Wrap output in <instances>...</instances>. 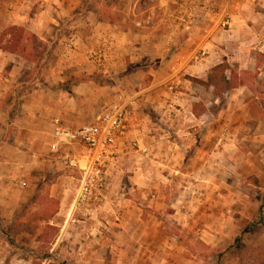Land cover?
<instances>
[{
	"label": "rangeland",
	"instance_id": "1",
	"mask_svg": "<svg viewBox=\"0 0 264 264\" xmlns=\"http://www.w3.org/2000/svg\"><path fill=\"white\" fill-rule=\"evenodd\" d=\"M24 2L52 18L0 21V264H264V0ZM128 98L144 141L75 208L52 120Z\"/></svg>",
	"mask_w": 264,
	"mask_h": 264
},
{
	"label": "built area",
	"instance_id": "2",
	"mask_svg": "<svg viewBox=\"0 0 264 264\" xmlns=\"http://www.w3.org/2000/svg\"><path fill=\"white\" fill-rule=\"evenodd\" d=\"M180 20L187 22L185 16ZM219 23L222 28L231 26L228 18H222ZM205 54V50L201 49L191 59L197 62ZM135 105V98L120 99L104 108L93 122L75 127L66 125L60 118L52 120L49 151L59 154L69 170L77 171L82 176L75 208L89 204L93 191L102 186L109 168L118 162ZM74 150H78V153L72 154Z\"/></svg>",
	"mask_w": 264,
	"mask_h": 264
},
{
	"label": "crops",
	"instance_id": "3",
	"mask_svg": "<svg viewBox=\"0 0 264 264\" xmlns=\"http://www.w3.org/2000/svg\"><path fill=\"white\" fill-rule=\"evenodd\" d=\"M3 1L10 2L11 0H0V21L4 20L9 25H15V26L22 27L24 29L27 28L29 30H32V28H30V24L28 23L29 21H32V19H30L29 15H27L28 13H26V10L24 8V7L29 8V5L25 4V2H24L25 0H22L23 3H21V5H18V4L15 5L13 2H10L11 4L10 5H6L5 7H3V5H2ZM26 1H28V0H26ZM45 1H47V0H45ZM51 1H53L54 3L55 2L56 3L57 2L63 3L65 0H51ZM45 6L46 7H45V9L43 11H41V8H40V9H38V13L33 15L34 20L39 19L38 25L36 27H34L33 30H32V31H34V33H36L38 35H40L42 33V31H44L46 29H49V27H48L49 26V22H50V19L52 18V17L48 16L47 4ZM18 7H21V8L19 9ZM40 7H41V5H40ZM50 14L53 15L52 13H50ZM80 14H82V13L80 12L79 15ZM259 28H260V26H259L258 23L253 24L252 25V32H257ZM108 44H110L111 46L113 45L112 43H108ZM115 45H117V44H115ZM121 45H119V48H123L124 49L125 46L124 45L121 46ZM107 48L110 49V47H108V46H107ZM141 48H142V50H141L140 55H139V59L140 60L138 62H136V63H139V64L143 65V64H147L148 63V62L145 63L142 60L145 59V56L147 55V51L148 50H153V42L151 44H149V47L144 44V46H142ZM108 55H109V53H108ZM106 60H107V54H106ZM176 69H178V67L177 68H173L172 71L176 70ZM189 69L193 70V68L191 66L189 67ZM189 69H188V67H186L185 71H191ZM157 80H158L157 78H154L152 80V82H156ZM153 85H155V84H153ZM147 90L148 89L145 88L144 90H142L141 93H144ZM136 107L137 106L135 105L134 110H133L131 126H130V129H129V132H128L127 138H126V143L121 147L122 148V153L121 154H123L124 149L125 148L127 149L129 147L130 143L132 141H134V140H131L133 136L137 138L136 140L139 143H140L141 140L144 141L143 140L144 138L142 137V136H144L143 130L145 129V127H144L145 125H144V121H143L144 120V116H143V114L141 113V110H139L138 107H137L138 111L136 110ZM77 112H79V111H77ZM178 113H179V110H178ZM85 118L83 117L79 121H85ZM75 123H79V122H73V124H71V125L73 127H75L77 125V124L75 125ZM199 123H201V122H199ZM66 125H69V124L67 123ZM51 126H52V124H51ZM128 139H130V140H128ZM145 142H146V140H145ZM158 143L159 142H156L157 145H158ZM141 148H142V151H146L147 149H151L152 150L154 148V145L150 146V145H147V143H144V144H142ZM120 159H122V155H120L119 160ZM0 235H2L1 232H0Z\"/></svg>",
	"mask_w": 264,
	"mask_h": 264
},
{
	"label": "trees",
	"instance_id": "4",
	"mask_svg": "<svg viewBox=\"0 0 264 264\" xmlns=\"http://www.w3.org/2000/svg\"><path fill=\"white\" fill-rule=\"evenodd\" d=\"M13 31H15V33H18V34H21V35H23V33H24L23 28H21V27H16V26L9 27L7 33H12ZM11 40H12L13 42L10 41V42H8V43H9L10 45H13V46L15 47V46H16V43H17V40H15V38H11ZM7 41H8V40H7ZM11 43H13V44H11ZM0 48H1L2 50L6 49V47H4L3 45H1Z\"/></svg>",
	"mask_w": 264,
	"mask_h": 264
}]
</instances>
